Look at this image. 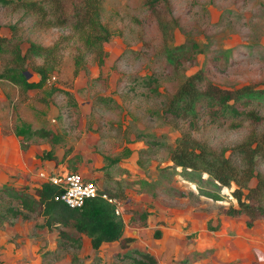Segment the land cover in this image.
Wrapping results in <instances>:
<instances>
[{
	"label": "rangeland",
	"instance_id": "374dc122",
	"mask_svg": "<svg viewBox=\"0 0 264 264\" xmlns=\"http://www.w3.org/2000/svg\"><path fill=\"white\" fill-rule=\"evenodd\" d=\"M33 1V8L0 6L8 38L0 55V264H136L137 251L154 264H264V215H229L237 205L233 181L220 184L170 158L185 133L241 164L233 146L264 132V0H99L102 30L75 25L82 0ZM31 43L51 49L54 67L41 85L24 88L4 73ZM33 52L20 63L37 81L35 65L45 57ZM194 74L201 87L242 88L260 119L212 120L202 103L196 115L168 111ZM18 126H43L54 140L37 137L23 150ZM67 170L123 193L116 200L132 237L126 246L104 244L95 253L59 236L60 229L74 236L71 225L41 226L40 172ZM255 170L262 181L251 197L264 206V156L255 157ZM5 186L33 196L35 210L12 216L7 206L18 202Z\"/></svg>",
	"mask_w": 264,
	"mask_h": 264
},
{
	"label": "trees",
	"instance_id": "16d2710c",
	"mask_svg": "<svg viewBox=\"0 0 264 264\" xmlns=\"http://www.w3.org/2000/svg\"><path fill=\"white\" fill-rule=\"evenodd\" d=\"M82 1L84 2L82 4L84 10H78L77 15L74 17L75 25L86 27L87 24H90V26L99 27L100 30L105 29L100 21L98 11L99 0ZM157 1L159 0H147V4H153ZM12 3H16L17 5L22 4L26 8H33L36 1L0 0V6H9ZM7 40V36L0 32V55L5 50L4 44ZM29 52L45 57L43 63L35 65L36 71L40 74V80H28L24 68L21 67V59ZM50 53V48L31 43L25 54L21 55L19 52L14 54L18 64L11 66L10 70L4 74L8 79L21 84L24 88L39 86L41 85V80H44L47 76L48 70L54 67ZM198 78V75L194 74L182 83L167 106L168 111L174 115H181L183 113L196 115V108L202 103V106L206 108L212 120L226 116H247L254 120L260 119L258 112L247 108L250 104V99L242 91V88L231 90L210 83L201 87L197 81ZM143 81L151 83V78ZM240 94L244 97L240 96ZM190 123L193 125V120ZM14 133L19 137L20 148L23 150H26L30 146L31 141L37 137L54 140L53 132L43 126H18ZM189 141L191 139L185 133L177 141L175 147L170 152V158L173 163L179 166L202 168L223 185H229L233 181L236 186L233 188L232 194L236 198L237 205H231L226 210L229 215H238L245 211L252 213L255 210L264 215V206L256 201L254 202L251 197L253 193L260 191L262 179L259 176V172L255 170V157L257 155L264 156V132L259 139L244 140L233 146L231 152H236L241 164L234 161L231 155L221 154V156H218L212 150H209V147L207 148L206 145L194 144ZM253 177L260 178L255 185H250L249 180ZM92 181L95 182L94 180ZM61 190V187L46 180L38 187L37 202L40 206V214L43 217L41 226L51 230L57 224L62 226L71 225L76 232L73 234L74 236L69 234L65 229L59 230V236L66 241H70L72 245L81 248V234H86L90 238V243L95 253L99 251L101 245L105 242L118 240L120 246L123 247L132 240L131 236L124 235L125 221L123 212L125 208L118 204L120 211L117 213L116 203L100 195L87 198L80 207H71L55 198ZM1 191L18 202L17 207L7 206V211L12 216H25L27 215L26 211L35 210L36 199L33 196L11 186H5ZM100 191H104L114 198L123 195V193L117 194L116 192L101 188ZM137 254V257H132V260L136 264H148V262L154 264L157 261L149 252L137 251Z\"/></svg>",
	"mask_w": 264,
	"mask_h": 264
},
{
	"label": "built area",
	"instance_id": "2783aa9c",
	"mask_svg": "<svg viewBox=\"0 0 264 264\" xmlns=\"http://www.w3.org/2000/svg\"><path fill=\"white\" fill-rule=\"evenodd\" d=\"M41 176H46V181L52 182L61 187V192L55 196L71 207H80L84 201L93 196H102L111 202L116 203V212L120 209L116 198L110 197L106 192L100 191V187L92 180L85 179L78 171H64L63 173L47 174L40 172Z\"/></svg>",
	"mask_w": 264,
	"mask_h": 264
},
{
	"label": "crops",
	"instance_id": "0c3cea01",
	"mask_svg": "<svg viewBox=\"0 0 264 264\" xmlns=\"http://www.w3.org/2000/svg\"><path fill=\"white\" fill-rule=\"evenodd\" d=\"M19 146H20V144H19ZM99 186V185H98ZM100 187V186H99ZM124 218V217H123ZM125 221V220H124ZM126 224V223H125ZM124 235H126L125 234V231H124ZM126 236H128V235H126ZM81 239H82V245H90V247L92 248V246H91V243H90V238L86 235V234H81ZM114 242H117V243H119L118 242V240H114V241H109V242H105V243H103L102 245H101V247L104 245V244H111V243H114ZM120 245V244H119ZM93 249V248H92Z\"/></svg>",
	"mask_w": 264,
	"mask_h": 264
}]
</instances>
